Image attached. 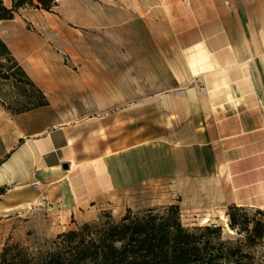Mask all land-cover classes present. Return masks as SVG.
<instances>
[{
    "label": "crops",
    "instance_id": "obj_1",
    "mask_svg": "<svg viewBox=\"0 0 264 264\" xmlns=\"http://www.w3.org/2000/svg\"><path fill=\"white\" fill-rule=\"evenodd\" d=\"M116 1L0 30L49 100L0 102V217L47 202L86 222L113 191L195 180L264 211V0Z\"/></svg>",
    "mask_w": 264,
    "mask_h": 264
},
{
    "label": "trees",
    "instance_id": "obj_2",
    "mask_svg": "<svg viewBox=\"0 0 264 264\" xmlns=\"http://www.w3.org/2000/svg\"><path fill=\"white\" fill-rule=\"evenodd\" d=\"M60 0H0V22L12 19L20 8L33 5L50 11ZM13 88V94L6 87ZM0 102L12 113H22L49 103L44 91L28 75L0 35ZM0 187V193L5 192ZM246 208L229 206V222L240 225L238 213ZM257 209L263 213L262 209ZM247 220V218L245 219ZM264 237V227L251 230ZM222 239L220 226L189 227L183 223L179 203L134 210L121 216L102 210L95 219L48 239L36 251L21 245L6 246L0 264H240L239 251ZM251 258L249 254L241 255Z\"/></svg>",
    "mask_w": 264,
    "mask_h": 264
},
{
    "label": "rangeland",
    "instance_id": "obj_3",
    "mask_svg": "<svg viewBox=\"0 0 264 264\" xmlns=\"http://www.w3.org/2000/svg\"><path fill=\"white\" fill-rule=\"evenodd\" d=\"M102 1L105 3L107 0ZM5 3L8 6L12 5L11 0H5ZM59 5L58 3L50 11L33 5L24 6L15 12L12 19L1 22L0 30L6 29L11 24H22L42 36L43 26H53L62 22L59 17L61 11ZM5 89L7 93L13 94L12 87L8 86ZM203 185L201 180H195L184 185L183 190L181 185L152 181L134 186L133 191H113L108 193L105 201L100 202L97 207L98 214L102 210H109L114 215L121 216L127 208L138 210L179 203L182 208V220L186 226H220L222 239L230 240L232 250L241 253L238 257L240 264H264V237L255 238L245 230V228L251 230L256 225L263 228L264 214L259 213L257 209L246 208L238 213L240 225L234 228L229 222V206L222 207L217 200L211 199L210 193L203 191ZM225 213L228 216L227 220L222 217ZM208 214H211L213 219L205 222V216ZM220 214L221 217H219ZM67 215L68 212L65 209L47 202L8 216L2 215L0 217V255L6 246L12 245H21L30 251H36L45 245L48 239L56 237L69 227H76L77 223H83L84 216L80 215L74 223V219L70 220ZM243 254H249L251 258H244L241 256Z\"/></svg>",
    "mask_w": 264,
    "mask_h": 264
},
{
    "label": "bare ground",
    "instance_id": "obj_4",
    "mask_svg": "<svg viewBox=\"0 0 264 264\" xmlns=\"http://www.w3.org/2000/svg\"><path fill=\"white\" fill-rule=\"evenodd\" d=\"M222 217H223V219H225V220L228 219V216H226L225 214H224ZM204 221L207 222V221H209V219H208V218H205ZM231 229H232V228H231Z\"/></svg>",
    "mask_w": 264,
    "mask_h": 264
},
{
    "label": "water",
    "instance_id": "obj_5",
    "mask_svg": "<svg viewBox=\"0 0 264 264\" xmlns=\"http://www.w3.org/2000/svg\"><path fill=\"white\" fill-rule=\"evenodd\" d=\"M67 168H68V165H67Z\"/></svg>",
    "mask_w": 264,
    "mask_h": 264
}]
</instances>
